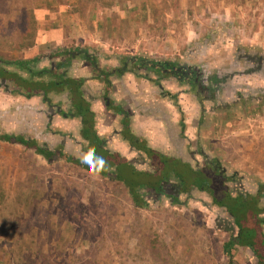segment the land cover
<instances>
[{
	"label": "rangeland",
	"instance_id": "rangeland-1",
	"mask_svg": "<svg viewBox=\"0 0 264 264\" xmlns=\"http://www.w3.org/2000/svg\"><path fill=\"white\" fill-rule=\"evenodd\" d=\"M120 3L112 11L115 15L109 14L117 28H106V17L99 14L94 18L100 20V29L88 26L92 45L77 46L96 48L105 67L118 66L127 54H142L230 71L224 98L213 103L205 93L197 100L190 93L181 95L185 85L166 80L158 92L159 86L135 73L113 77L106 100L132 106L133 97L139 101L144 96L145 103L154 101L150 97L159 101L166 97L178 110L174 124L177 133L184 129L183 137L180 146L166 149V159H174L164 165L157 155L122 146V153L132 157L136 167L122 162V167L103 175L70 162L69 155L88 165L98 164L75 145L74 139L81 138L72 120L62 118L53 124V129L68 135L61 145L55 142L61 138L58 135L39 137L53 143L52 161L22 144L0 140V264H258L248 247L235 245L232 257L226 250L238 231L226 206L235 203L228 196L230 189L255 193L259 181L263 182L258 171L264 169L259 160L264 157L259 154V149L264 150V0ZM34 4L33 0H0V56H44L40 66H49L50 54L76 45L26 51L23 45L34 44L39 35ZM71 70L75 75L94 74L80 59L74 60ZM90 81L89 91L100 97L107 87ZM171 90L179 95L176 99H170ZM4 99L6 92L0 88V133L27 129L25 117L33 128H28L31 134L39 136L46 123L43 117L24 110L16 114L18 126H14L9 120L12 115L2 111L12 106ZM95 108L103 116L97 130L104 135L103 121L112 120V126L119 118L107 114L105 100ZM252 137L258 143L254 152L248 149ZM177 160L189 162L190 167ZM214 163L221 167L218 173L210 171ZM191 168L200 169L198 177ZM232 175L237 182L228 179ZM162 183L172 192L182 188L177 199L167 194L158 199L151 190L157 191ZM130 188L139 191L138 203ZM261 199L264 205V196ZM243 213L251 216L250 211ZM245 228L251 234L253 227Z\"/></svg>",
	"mask_w": 264,
	"mask_h": 264
},
{
	"label": "trees",
	"instance_id": "trees-1",
	"mask_svg": "<svg viewBox=\"0 0 264 264\" xmlns=\"http://www.w3.org/2000/svg\"><path fill=\"white\" fill-rule=\"evenodd\" d=\"M43 58L44 56L5 59L0 56V87L15 96L22 95L27 98L41 96L45 103L49 107L54 108L62 117L68 119L78 118L82 125L80 133L91 144L89 147L95 151L94 157L98 164L88 165L83 159L75 158L71 155H69L68 161L75 162L79 166L97 171L103 175L107 174V167L109 166L107 160L100 158L101 154H103L102 146L105 140L97 132V114L92 108L93 103H96L99 95L93 94L86 89L87 81L93 78L109 86L111 85V77L113 75L122 76L127 72H132L138 77L160 83L161 79L164 78L183 80L185 74L193 72L195 68L193 65L182 64L179 61L155 59L142 54H127L121 58L118 66L105 67L100 63L99 51L89 46H75L50 54L49 66H40ZM75 59L83 60L90 65L94 72L91 79L89 76L77 77L70 74V68ZM107 94L102 93L100 97ZM168 94L170 95L171 93ZM58 96L66 98L68 104L66 108H63L64 99L57 100L56 97ZM170 96H173V99L175 98L174 95ZM115 111L123 118L121 122L122 135L125 139L129 140L132 145L148 153H156L162 158L165 156L150 148L145 140H140L132 133L127 111L121 107H116ZM0 140L22 144L28 149H33L37 155H41L46 160L52 161L54 150L47 143L40 144L36 139L30 138L25 134L4 132L0 133ZM161 162L164 164L163 159ZM191 171H193L194 175L200 173L198 169L194 170L191 168ZM132 174H134L133 171ZM195 176L198 177V175ZM231 177L230 181L237 182L236 175H232ZM117 178L120 180L119 177ZM193 182H191L192 185L196 184V179ZM259 182L258 190L255 193L232 189L228 191V196L233 198L235 203L233 206H224L228 208L229 213L232 215L238 231L226 243V250L230 252V256L232 257V249L235 245L248 247L252 250L258 264H264V218L262 216L264 205L261 199L264 196V183ZM200 188L206 190L202 186ZM130 190L136 203H138L141 197L138 196L137 192L139 191H135L134 188H130ZM244 210L250 211L251 216H243L245 214L243 213ZM245 221H247V224ZM248 226L253 227L251 228V234L246 232L249 228L245 227Z\"/></svg>",
	"mask_w": 264,
	"mask_h": 264
},
{
	"label": "flooded vegetation",
	"instance_id": "flooded-vegetation-1",
	"mask_svg": "<svg viewBox=\"0 0 264 264\" xmlns=\"http://www.w3.org/2000/svg\"><path fill=\"white\" fill-rule=\"evenodd\" d=\"M186 65H191V64H186ZM73 66H74V62L72 63V67ZM193 66H195L194 71L191 72V73H189V72L186 73L183 80H179V79H175V78H168V79L164 78V79H161L160 83L154 82L157 86L160 87V88L157 89V90H159L158 92H160L161 87H163V83L162 82L164 80H166V82L173 81V82L177 83L178 86H179V84H183V85H185V87H187V88L184 89L183 92H181V95H186L185 93H190L191 95L195 96L196 99L198 100L199 96L204 95L206 93L205 97H207L209 101L219 104V102L222 101V99L224 98L223 95H224L225 91L228 89V85H229V81H230V71L229 72H225V71L221 72L219 70H209V69H207L206 66H203V65H199V66L198 65H193ZM72 67L70 68V74L72 76H77V77L88 76V75H75V74H73L71 72L72 71L71 70ZM127 73H132V72H127ZM93 75H89V78L91 79V77ZM113 77H121V76H118L116 74L113 75L111 77V85H109V86L104 84V82L97 81V82H100L101 84H104L105 88L107 87L106 90L104 92H102V93H108L109 94V91H111V87H112V84H113V81H112ZM91 80H97V79H93L92 78ZM146 80L151 82V80H149V79H146ZM90 82L91 81L88 80L87 83H86V89L87 90H89ZM139 87H142V83H141V86H139ZM177 91L179 92V90H177ZM4 92H6V91L4 90ZM173 92L174 91L171 90V94L174 95V97H175L174 99H176L177 96H179V95L177 93H173ZM108 94L106 96H101L100 98L98 97V99H96V103H97V105H99L101 100L102 101L105 100L106 107L109 109V113H107V114L108 115H112L114 113L116 116H118L119 119L117 120V125H112V126H111V121L112 120H108L107 123L105 121H103L104 122V124H103L104 135H101V132L97 130L99 135H101L102 138H104V140H105V142H104V144L102 146L103 154H101L100 158L103 159V160H107V162H108L107 164L109 165L107 167V171L108 170H113V168L118 169L119 167H122V166H120V164L122 162H125L126 165H130L132 168H134L136 166H135V164L133 162H131V158L132 157H129V156L125 155L124 153H122L123 152L122 147H126V149L129 148V150H131L133 152H136V153L137 152H142L143 153L144 150L141 149V148H138L137 146L132 145L129 140L124 138V136L122 135V123H121L123 118H122L121 115L116 113L115 108L116 107H121L125 111H127V114L129 115L130 127H131V130H132V133L134 135H136L140 140H142V139L145 140V142L147 143V145L150 148L156 150L150 144L151 140L154 141V138H152L150 140L149 138L143 137L141 135V133H140V132H142V129H141L142 128V124H140L141 122L136 123L134 125V119H133L131 110H129L126 107V104L125 105L123 103L114 104L111 101H109V99L106 100V98H108L107 97ZM11 95H13V94H11ZM13 96H15V95H13ZM17 96L19 97V96H22V95H17ZM22 97H24L26 99H30V98H27L25 96H22ZM33 97H37V98L41 99L39 105H35V106L32 105L31 106V105L17 104V105H12V106L8 107L7 109H3L2 111L5 112L7 115H12V117L9 118V120L11 121L12 125H14V126L15 125L18 126L17 119L15 118L17 113H20L21 111L25 110V111H27V114L30 115L31 112H34L35 115L37 114L38 116L43 117V119L45 120L46 123L44 125V129H42V131L39 133L40 134L39 136H37L36 134L32 135L30 131L33 128L28 123L27 119L25 117H23L22 119H23L24 125L28 126V128L30 126L31 129H28V128L26 129L25 127H24L23 131H20V130L16 129V132H13L14 134H25V135L29 136L30 138L36 139L40 144L47 143L51 147V149L54 150L53 143L50 142L49 140H46L48 137L45 138L46 141L40 140L39 137H42L43 134L44 135L45 134L58 135L61 138H59L55 142H58V143L60 142L59 145H61L63 143L64 139L62 137L63 136L66 137L68 135L65 132L61 131V129H53V124H55L54 118H55V116H59L60 118H62L66 122L69 121V120H72V122L74 123V132L78 131V134L80 135V138H81V140H78V138L74 139V141L77 142V144L74 142L75 145L77 147L82 148V150L85 151L90 157H94L95 156L94 155L95 151L91 150L90 147H89V146H91V144L87 140H85L82 137L81 133H80V130H81V127H82L81 122H80V126L79 127L76 126L77 124H76V122H74V120H77L78 118H73V119L64 118L61 115H59L56 112V110H54V108L49 107L48 104L45 103L44 99L41 96H33ZM58 97H60V96H58ZM172 97L170 99H173ZM140 98L141 97H139V101H138L137 97H133L132 98V102H133L132 106L135 107V108H139L140 109V110H138V116H140V118L139 117L138 118L142 119V120H147L148 126L150 125V128L151 127L155 128L156 125L158 126L159 124L164 122V119L168 118V115H166L163 112V110L161 109V106L158 105L159 104L158 102L157 103H151L150 102L147 105H145L146 108H144L142 103H140ZM180 99L182 100L183 98H180ZM96 103H93L92 108L97 114L96 115V120H97L96 129H98V123H99L100 117H103V116L95 108V104ZM67 105H68L67 104V100L64 97L63 108H66ZM183 125H185V121L183 122ZM22 126H23V124H22ZM66 126H68V124ZM174 126H175V124H173L171 126H168L167 127L168 135L166 136L164 134V136H163V140H165L166 142L162 143V144H163V146L166 149H169L170 145H173L174 147H178L181 144L180 143V138L183 137L182 133H184V129H182V131H181L182 133H180V132L177 133V127H174ZM17 132H19V133H17ZM183 141H184V139H183ZM12 143H15V142H12ZM112 145H115V147H112ZM156 151H158L159 153H162L165 156L162 158V157L158 156V154L154 153L152 155V157L157 155L159 158H161V160L163 159L164 164H167L171 160L174 159V158L166 159V155L168 154L169 151L165 150L166 153L165 152H161L159 150H156ZM144 153L146 155L152 154V153H148L146 151H144ZM201 153H202V155H205L203 151ZM180 154H182L181 151H180ZM206 156H207V158L209 157L207 154H206ZM73 157H75V156H73ZM75 158H78V157H75ZM118 158H119V161H118ZM177 161H178V164H180V165H182L185 162V161H180L179 162V160H177ZM185 163H187V165H189V167H190L189 162H185ZM210 166L212 167L210 169L211 172L215 171L216 173H218L219 171H217V169L221 170V167H220V165L218 163H214L213 165L210 164ZM198 171H200L199 168H198ZM206 173H210V172H206ZM195 175H198V174H195ZM223 175L227 176L226 173H223ZM223 178L227 179L226 177H223ZM228 179H230V178H228ZM225 183H226V181H225ZM163 185H164V183H162L160 185V187H158L157 191L156 190H151L153 192H157L158 199L161 198V196L164 195V194L170 195L171 197L174 198V200L177 199L176 196L180 193V190L182 188H180V186H179L178 188H176L175 192H172L170 190V188L164 187ZM166 186H170V185L167 184ZM192 186H194V185H192Z\"/></svg>",
	"mask_w": 264,
	"mask_h": 264
},
{
	"label": "crops",
	"instance_id": "crops-1",
	"mask_svg": "<svg viewBox=\"0 0 264 264\" xmlns=\"http://www.w3.org/2000/svg\"><path fill=\"white\" fill-rule=\"evenodd\" d=\"M34 5L31 8L32 14L35 15L36 19L38 20V37L36 39V42L34 44L29 45H23L26 51H32V47H34L33 50H39L42 49L43 51L48 47H58L63 46L67 47L69 44L72 45H85L90 43L89 45H92V43L89 41V35L88 33V26L90 25L91 30H94L92 27L95 26L97 29H100V20L94 17H97L99 14H102L106 17L107 22L106 28L109 29V26L112 25V27L117 28V26L114 24V21L109 15L112 13L113 9L117 8L118 3H120L123 0H33ZM136 6L135 3H132ZM29 9V12L30 10ZM133 12V11H132ZM138 12V11H135ZM134 13V12H133ZM146 13V12H144ZM114 12L112 13V15ZM115 15V14H114ZM103 23V22H102ZM103 23V24H104ZM119 29V28H118ZM93 35V34H92ZM91 35V36H92ZM95 36V35H94ZM26 52V53H28ZM2 57V56H1ZM4 58V57H3ZM18 58H24V57H18ZM140 85V84H138ZM126 92L128 90L126 89ZM7 99H4L5 101H8L12 105L17 104H24V105H38L37 103L40 102V98L32 97L30 99H26L22 96H13L6 92ZM142 96V94H141ZM162 97V96H161ZM143 98V99H142ZM151 100L154 101L151 103H159V106H162L161 109L163 112L168 115L167 119H164V122L156 125L155 128L148 126L147 120L139 119L140 116H138V110L139 108H135L131 106L130 104L126 105V107L129 109V107H132L131 113L134 119V125L136 123L141 122L142 124V132L141 135L145 138H149L150 140L154 138V141L151 140L150 144L153 146L156 150H159L161 152H166V148L163 146L162 143H165L166 141L163 140L164 134L167 136V127L174 124L176 117L178 114L176 113L178 110L172 103V101H168L169 98H161V101H159L156 97H150ZM140 103L143 102V107L146 108L144 104L146 101V97H141ZM99 104V103H98ZM97 106V103L95 104ZM125 105V104H124ZM130 110V109H129ZM156 114V113H155ZM139 117V118H138ZM60 118L59 116H55L54 120H57ZM76 122V126H80V120H74ZM175 127V126H174ZM253 142V143H251ZM168 144V143H167ZM250 152H254V149H256L257 142H254V137H252L249 141ZM261 144V142H259ZM254 148V149H253ZM259 154H264V150L259 149ZM261 162L264 163V157L259 158ZM264 168V164L262 165ZM258 172H260L261 179L264 182V169H260Z\"/></svg>",
	"mask_w": 264,
	"mask_h": 264
},
{
	"label": "clouds",
	"instance_id": "clouds-1",
	"mask_svg": "<svg viewBox=\"0 0 264 264\" xmlns=\"http://www.w3.org/2000/svg\"><path fill=\"white\" fill-rule=\"evenodd\" d=\"M90 164H91V160L89 159V161H88Z\"/></svg>",
	"mask_w": 264,
	"mask_h": 264
}]
</instances>
